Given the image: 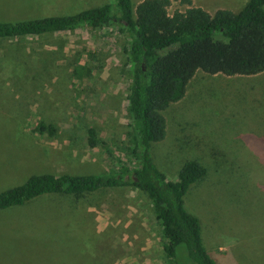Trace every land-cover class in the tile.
Returning a JSON list of instances; mask_svg holds the SVG:
<instances>
[{"label":"rangeland","instance_id":"1","mask_svg":"<svg viewBox=\"0 0 264 264\" xmlns=\"http://www.w3.org/2000/svg\"><path fill=\"white\" fill-rule=\"evenodd\" d=\"M246 2L190 0L210 14L238 12ZM102 4L115 3L0 0V21L69 15ZM187 7L170 0L168 13ZM126 44L113 27L87 26L0 41V191L33 174H100L120 165L130 131ZM16 75L18 81L9 78ZM162 113L166 134L152 146L157 168L169 180L186 161L206 169L183 197L185 209L199 219L206 251L217 264H264V71H199L184 97ZM37 119L53 124L55 135L31 132ZM89 128L95 130L93 148L86 142ZM0 264L172 263L150 200L125 186L53 194L0 210Z\"/></svg>","mask_w":264,"mask_h":264},{"label":"trees","instance_id":"2","mask_svg":"<svg viewBox=\"0 0 264 264\" xmlns=\"http://www.w3.org/2000/svg\"><path fill=\"white\" fill-rule=\"evenodd\" d=\"M113 1L75 14L0 21V41L80 26L113 27L127 38L124 52L130 74L125 107L130 131L120 165L100 174L30 175L22 184L0 191V210L53 194L79 196L134 186L150 200L167 261L217 264L205 249L199 219L183 203L188 189L205 176L206 169L196 161H186L175 180H169L154 163L152 146L166 134L162 112L184 97L197 72L254 76L264 71V0H247L238 12L219 8L212 14L191 6L190 0H180L188 7L171 14L170 0H141L135 6L131 0ZM9 78L18 81L21 77ZM55 128L37 119L31 132L52 137ZM86 142L90 148L96 145L92 128L87 130Z\"/></svg>","mask_w":264,"mask_h":264}]
</instances>
